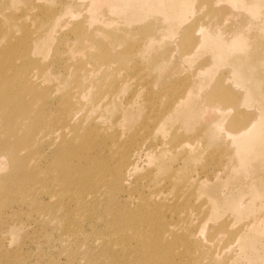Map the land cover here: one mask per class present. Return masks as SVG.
I'll list each match as a JSON object with an SVG mask.
<instances>
[{
  "label": "rangeland",
  "instance_id": "1",
  "mask_svg": "<svg viewBox=\"0 0 264 264\" xmlns=\"http://www.w3.org/2000/svg\"><path fill=\"white\" fill-rule=\"evenodd\" d=\"M181 2L0 0V264L264 263V0Z\"/></svg>",
  "mask_w": 264,
  "mask_h": 264
},
{
  "label": "bare ground",
  "instance_id": "2",
  "mask_svg": "<svg viewBox=\"0 0 264 264\" xmlns=\"http://www.w3.org/2000/svg\"><path fill=\"white\" fill-rule=\"evenodd\" d=\"M107 1H109V0H91V2L93 3V5L95 7H98ZM112 1H115L119 5L122 1H125V0H112ZM181 1H182L181 6H180L181 10L188 9V6H187L188 3L185 2V0H181ZM187 1H189V0H187ZM150 3H154V6L157 7L159 3H162V0H145V7L149 6ZM182 17L184 18L185 15H182ZM238 25H239V23H236V24L231 23L230 27L231 28H237ZM202 26L203 25L200 26V29ZM230 33H231V31L226 30V31H224L223 34L227 35ZM186 43H188V42H185L184 44H186ZM190 43L196 44L197 41L195 39H191ZM199 43L204 49L212 48L214 50L213 55H212V57H213L212 62L214 64H217V62H221V61H224L226 59V57L228 55V50H226L224 43L220 40V38L210 37L208 35V29L203 31L202 40H200ZM81 69H82V67L80 68V70ZM20 74L22 75L21 71H20ZM239 78H241V77L239 76ZM3 81L7 82V80L4 76V73H2V71H0V101L2 100V98L10 97L9 94H7V92H8L7 89L4 90L2 88ZM13 85H15L14 81L7 82L6 88H9L10 86L13 87ZM21 86L25 90L29 89V85L26 83L24 78H23V82L21 83ZM234 93L235 92L231 88L224 86L222 83H218V84L215 83L214 87L211 88V90L209 91V94L207 97L210 100H213L214 98H216L218 101H220L222 103L229 104L233 107H238L239 104L241 105V104L247 103V101L249 100L248 92L244 93L243 95H241L239 97L237 95H235ZM185 103L187 105H189V102H185ZM0 107H2V102L0 103ZM0 109H2V108H0ZM188 115L192 116L193 112L190 111L188 113ZM256 119L257 118L253 119L251 117H247L245 120V124L243 126H241L244 123L243 119L233 118L231 121H228V126L234 127L233 129H235V130L231 129V131H229V133H231L233 142L238 145L240 150L246 149L252 143H256L260 139V137L263 133L262 125H264V120H263V118H260L257 121H255L256 123L255 122L253 123V121ZM239 126H241V127H239ZM238 127H239V129H236ZM236 149H237V152L239 153V149L238 148H236ZM234 155H237V153L235 151H234ZM64 163L65 162L61 161V162L56 163V164L59 165L58 167H60L59 176L65 185V189H64L65 191L64 192H68V191H71L73 185L75 183H77L78 181H80L81 178L73 173V170H74L73 166H72V168H70L69 166L64 165ZM104 171H105V168L103 166H99L96 168L94 167L90 170L85 169V177L87 178L90 176H92V177L95 176L96 178L99 179L100 182L105 183L104 181H101V180H103V176H102L103 174L98 176V174L100 172L103 173ZM63 188H64V186L62 187V189ZM239 202L240 201L234 202L232 199L226 200L227 206L231 207V208H236L237 204ZM146 243H148L150 245L148 246V249H147V246L145 245L144 255H145V258L147 259V260L144 259L145 262H147L148 259L152 258L151 254H152V245H153L150 242H146Z\"/></svg>",
  "mask_w": 264,
  "mask_h": 264
}]
</instances>
